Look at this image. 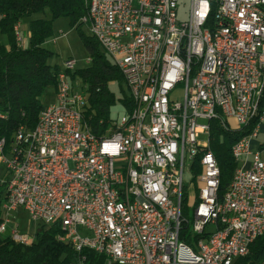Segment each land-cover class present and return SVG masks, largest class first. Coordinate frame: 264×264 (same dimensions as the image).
Here are the masks:
<instances>
[{"label":"built area","instance_id":"2783aa9c","mask_svg":"<svg viewBox=\"0 0 264 264\" xmlns=\"http://www.w3.org/2000/svg\"><path fill=\"white\" fill-rule=\"evenodd\" d=\"M210 3L191 0L188 20L179 21L178 0L88 1L85 24L123 76L132 108L94 134L83 118L86 91L71 81L76 62L66 59L55 100L34 128L19 127L9 145L0 140L3 213L23 209L35 222L57 224L58 241L78 254H102L109 264H235L248 255L264 235V142L251 150L264 126V0H223L221 49L207 45ZM13 31L23 48L20 22ZM155 76L163 83L158 100H150ZM212 119L226 128L230 121L238 129L250 125L249 139L231 147L236 168L221 196L207 141ZM22 133L29 142H21ZM185 171L198 183L192 227L183 214L190 207ZM154 203L166 206L167 221ZM7 223L3 218L0 234ZM186 228L198 236L199 251L180 239ZM8 236L33 241L16 229Z\"/></svg>","mask_w":264,"mask_h":264},{"label":"trees","instance_id":"16d2710c","mask_svg":"<svg viewBox=\"0 0 264 264\" xmlns=\"http://www.w3.org/2000/svg\"><path fill=\"white\" fill-rule=\"evenodd\" d=\"M88 1L0 0V36L6 37V43L0 39V140L4 139L7 145L11 144L19 127L26 130L34 128L44 107L43 95L48 88H56L59 67L49 62L53 54L44 44L51 36L52 21L66 17L74 29H80L86 25L84 19ZM46 12L49 18H31ZM29 18V44L20 48L16 45L13 27ZM84 43L91 65L74 71L71 77L79 78L82 87L85 86L87 103L83 118L94 134H100L112 120L109 112L116 99L110 84L117 83L121 87L125 81L117 66L91 35L84 37ZM119 100L124 111L129 112L133 105L130 95L123 93ZM227 123L228 128L222 125L220 119L209 121L210 149L220 170L218 196L227 191L236 168L231 147L250 127L238 129ZM193 171L195 174L196 166H193ZM5 199V188L0 186V223ZM193 200L196 202L197 198ZM59 233L57 224L47 226L40 223L29 245H22L10 236L0 234V264H109L102 254L90 250L76 253L68 243L57 240ZM179 237L189 246L196 247L198 236L187 228L179 232ZM261 261H264V235L255 239L248 255L239 258L235 264H259Z\"/></svg>","mask_w":264,"mask_h":264},{"label":"rangeland","instance_id":"374dc122","mask_svg":"<svg viewBox=\"0 0 264 264\" xmlns=\"http://www.w3.org/2000/svg\"><path fill=\"white\" fill-rule=\"evenodd\" d=\"M190 2L191 0H178L177 6V18L179 21H185L189 18V9H190ZM49 18V14L42 13V14H35L31 18ZM29 19H25L21 23V35L25 36V44L24 47H27L29 44V29H28V22ZM91 34L89 29L86 25H82V27L78 30L74 29L69 22V19L66 17H59L54 19L51 24V36L48 40L44 43L45 47L50 50L53 54L52 58L49 60L51 64H57L60 69H63V63L68 58H73L76 62L74 71L83 70L89 67V63L86 62L87 57H89V52L87 47L84 43V37H89ZM0 39L6 43V37L1 35ZM108 59L111 58L107 55ZM73 71V72H74ZM71 81L76 86L77 84L81 87L79 88L80 91H85V86L82 87L81 81L79 78H72ZM110 89L115 95V104L110 108V117L111 119H117L120 114L124 112V108L120 103V98L122 97L123 93L129 94V89L126 83H122L121 87L117 83L110 84ZM175 100H182L183 98V91L179 88L176 93L174 94ZM55 100V89L48 88L42 98V103L44 106H47L53 103ZM232 125H235L233 121H230ZM201 138H206V136H201ZM259 142H264V126L261 128V132L259 133L258 137L252 141L251 150L255 149V144ZM256 144V145H257ZM249 158V157H248ZM4 176V174H3ZM184 182L186 185H189L188 190V211L184 210L183 214L184 217L188 220L190 227H192L193 222V210L191 206L195 202L193 199L196 200L197 193H198V183L197 179L192 178L191 173L185 171L184 174ZM1 218L8 219V223L6 226V232L1 234L3 236H8L10 234L11 229H16L19 234L22 235H29V237L34 236V232L37 229L39 222H35L31 219L29 214L24 211L23 209H18L15 211H6ZM206 231H214L213 225H208Z\"/></svg>","mask_w":264,"mask_h":264},{"label":"bare ground","instance_id":"6f19581e","mask_svg":"<svg viewBox=\"0 0 264 264\" xmlns=\"http://www.w3.org/2000/svg\"><path fill=\"white\" fill-rule=\"evenodd\" d=\"M223 0H211L207 10V18L210 23L207 27V45L214 49H221V41L218 38V16L221 12ZM170 50V43H163L161 45V52H168ZM215 77H223V70H215ZM163 76H155L152 86H150V100H158L160 95V88L162 87ZM250 137V130L239 137L237 141H245ZM207 141H209V131L207 134ZM21 142H29V133H22ZM220 177V172H219ZM135 182H143V175H135ZM154 211L158 215L160 221H167L166 206L163 203H154ZM215 223H222V213H215ZM196 247H192V251H199V241L195 243Z\"/></svg>","mask_w":264,"mask_h":264},{"label":"crops","instance_id":"0c3cea01","mask_svg":"<svg viewBox=\"0 0 264 264\" xmlns=\"http://www.w3.org/2000/svg\"><path fill=\"white\" fill-rule=\"evenodd\" d=\"M260 143V142H259ZM257 144V143H256ZM256 144H255V147H256ZM4 213L2 212V215H3Z\"/></svg>","mask_w":264,"mask_h":264}]
</instances>
